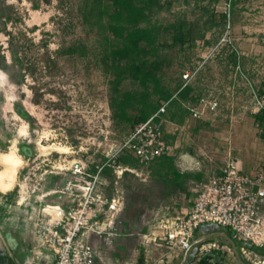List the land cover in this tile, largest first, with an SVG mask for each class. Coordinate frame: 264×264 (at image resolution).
I'll list each match as a JSON object with an SVG mask.
<instances>
[{"label":"rangeland","instance_id":"rangeland-1","mask_svg":"<svg viewBox=\"0 0 264 264\" xmlns=\"http://www.w3.org/2000/svg\"><path fill=\"white\" fill-rule=\"evenodd\" d=\"M93 7L94 0H0V72L7 74L0 84V152L14 145L23 160L13 187L6 190L7 202L20 201L29 218L34 207L66 204L71 176L64 165L80 159L92 172L107 161L105 190L111 191L121 169L119 183L125 191L122 233L103 253L107 263L158 264L163 249L153 247L149 238L159 217L172 211L159 208L169 195L165 176L172 168L159 156L140 163L124 145L134 124L112 116L109 74L122 70L129 76L133 68L111 57L108 20L92 15ZM212 8L200 7L199 12L193 0H161L140 23L151 30L153 41L152 50L140 51L138 60L172 87L184 66L182 33L191 30L202 38L203 28L222 26ZM230 11L235 26H250L256 30L250 35L264 42V0H231ZM256 67L264 76V64ZM130 85L128 79L123 83ZM23 123L27 131L21 133ZM165 259L160 263L166 264Z\"/></svg>","mask_w":264,"mask_h":264},{"label":"crops","instance_id":"crops-1","mask_svg":"<svg viewBox=\"0 0 264 264\" xmlns=\"http://www.w3.org/2000/svg\"><path fill=\"white\" fill-rule=\"evenodd\" d=\"M223 1L193 0L199 12L200 7L206 9L208 6H214L210 11L222 17V26L210 25L201 30L200 39L204 40L205 46L196 43V39H199L197 37L190 43L181 44L180 49L185 56L184 66L175 78L174 85L168 88L171 95L167 97L157 94L158 105L169 100L161 118L163 137L170 146L169 152L161 154L158 159L165 160L172 168L170 174L165 176L164 190L169 195L160 201L159 208L172 209L171 213L186 212L194 198L191 189L193 182L209 174L221 172L227 158H233L236 165L244 171H252L258 167L264 169V136L258 131V126L262 124H259L258 112L253 109L248 84L240 73H247L256 85H260L264 77L256 67L264 64V42L262 37L250 35L256 33V30L252 32L248 25L237 27L233 24L232 31L239 51L224 47L214 53L186 83V93H177L178 89L184 86L181 73L187 67L199 64L201 54L217 40L221 32L225 19L221 7ZM217 4L220 8H215ZM247 66H253L252 71L248 70ZM166 85L165 82V89ZM203 93L217 96L220 105L213 115L193 117L188 105L194 103ZM7 198V192L1 191L0 264L52 263L55 254L35 234L32 221L27 215L29 210L26 206L22 207L20 201L13 205L7 202ZM262 209L264 210V205ZM202 239L219 240L229 246L230 250L224 247L200 253L198 246ZM243 244H246V241L232 237L229 228L214 223H203L196 229L191 246L178 252V255H172L168 248L164 249V245L160 246L155 242L153 247L160 246L163 249V253L158 252V264H161L160 258L164 260L165 256L166 264H254L241 253L240 247ZM250 247L259 257H264V246ZM97 264H109L104 254L97 259Z\"/></svg>","mask_w":264,"mask_h":264},{"label":"built area","instance_id":"built-area-1","mask_svg":"<svg viewBox=\"0 0 264 264\" xmlns=\"http://www.w3.org/2000/svg\"><path fill=\"white\" fill-rule=\"evenodd\" d=\"M217 7L218 4L215 5ZM221 7L225 13L222 30L217 40L201 54L199 64L187 67L181 73L183 85L214 53L224 47L239 51L232 31L231 0H224ZM196 43L205 46L203 39H196ZM240 73L248 84L254 111L264 115V91L246 73ZM168 101H163L145 120L134 124L127 135L124 145L140 163L169 152L161 118ZM219 105L217 96L203 93L188 108L193 117H201L213 115ZM260 132L264 135V122ZM107 164V161L97 163L91 172L85 161L71 160L64 165L71 176L65 186L70 191L71 201L66 204L46 203L33 209L30 219L34 232L55 254L50 264H97V259L120 234L125 205V191L119 183L122 170H117L112 189L107 192L104 188L107 178L103 174ZM191 189L194 198L189 209L184 213L161 215L150 239L157 245L166 246L172 255H178L191 246L195 231L201 224L215 223L229 228L232 237L246 241L240 247L245 258L254 264H264V257H259L250 247L264 246V169L258 167L244 171L233 158H227L221 172L195 180ZM224 247L230 250L219 240L202 239L198 251L206 253Z\"/></svg>","mask_w":264,"mask_h":264},{"label":"trees","instance_id":"trees-1","mask_svg":"<svg viewBox=\"0 0 264 264\" xmlns=\"http://www.w3.org/2000/svg\"><path fill=\"white\" fill-rule=\"evenodd\" d=\"M154 5L160 6L161 0H94V9L91 11L98 19L108 20L106 31L112 42L111 57L114 61L133 68L129 76H124L122 70L109 74L112 83L109 99L112 116L132 124L145 120L156 111L159 105L158 100L153 99L155 92L161 96L171 95V86L166 85L167 89L163 87L164 77L152 68H146L145 63L137 57L142 50H152V32L140 23L150 15ZM191 33V30L182 33V39L186 40L182 43L195 40L196 37ZM127 79L132 85L124 87L123 83ZM139 88L141 90L137 91ZM260 88L264 91V77ZM187 90L188 86L185 84L177 93L184 95ZM257 118L259 124H263L264 115L261 112H258Z\"/></svg>","mask_w":264,"mask_h":264},{"label":"bare ground","instance_id":"bare-ground-1","mask_svg":"<svg viewBox=\"0 0 264 264\" xmlns=\"http://www.w3.org/2000/svg\"><path fill=\"white\" fill-rule=\"evenodd\" d=\"M3 73L6 79L0 84H4L7 81V74L5 72ZM19 130L21 133L27 131L25 123H23L20 126ZM22 161L23 160L16 152V148L14 145H11L7 151L0 152V190L1 191H6L13 187L16 179V173L18 171V167L21 165Z\"/></svg>","mask_w":264,"mask_h":264},{"label":"clouds","instance_id":"clouds-1","mask_svg":"<svg viewBox=\"0 0 264 264\" xmlns=\"http://www.w3.org/2000/svg\"><path fill=\"white\" fill-rule=\"evenodd\" d=\"M5 75L3 72H0V83H2L5 80Z\"/></svg>","mask_w":264,"mask_h":264},{"label":"water","instance_id":"water-1","mask_svg":"<svg viewBox=\"0 0 264 264\" xmlns=\"http://www.w3.org/2000/svg\"><path fill=\"white\" fill-rule=\"evenodd\" d=\"M215 224V223H214Z\"/></svg>","mask_w":264,"mask_h":264}]
</instances>
